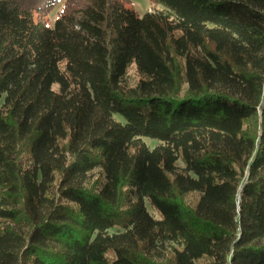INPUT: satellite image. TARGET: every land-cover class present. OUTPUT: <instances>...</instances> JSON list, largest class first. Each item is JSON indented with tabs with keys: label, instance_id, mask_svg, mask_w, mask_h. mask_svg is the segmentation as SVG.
I'll list each match as a JSON object with an SVG mask.
<instances>
[{
	"label": "trees",
	"instance_id": "16d2710c",
	"mask_svg": "<svg viewBox=\"0 0 264 264\" xmlns=\"http://www.w3.org/2000/svg\"><path fill=\"white\" fill-rule=\"evenodd\" d=\"M59 1L0 0V264H264V0Z\"/></svg>",
	"mask_w": 264,
	"mask_h": 264
},
{
	"label": "rangeland",
	"instance_id": "374dc122",
	"mask_svg": "<svg viewBox=\"0 0 264 264\" xmlns=\"http://www.w3.org/2000/svg\"><path fill=\"white\" fill-rule=\"evenodd\" d=\"M64 0H60L56 6L50 11L49 19L50 23L53 21L55 15L59 12L63 5ZM129 6L134 9L138 14L142 15L146 12L157 11L161 7L157 4H152L150 0H129ZM149 144H152V141H148ZM154 214V213H153Z\"/></svg>",
	"mask_w": 264,
	"mask_h": 264
}]
</instances>
